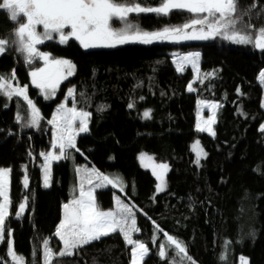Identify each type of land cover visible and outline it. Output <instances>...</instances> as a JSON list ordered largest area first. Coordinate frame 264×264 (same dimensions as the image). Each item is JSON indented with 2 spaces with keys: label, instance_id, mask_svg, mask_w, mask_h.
I'll return each mask as SVG.
<instances>
[{
  "label": "trees",
  "instance_id": "trees-1",
  "mask_svg": "<svg viewBox=\"0 0 264 264\" xmlns=\"http://www.w3.org/2000/svg\"><path fill=\"white\" fill-rule=\"evenodd\" d=\"M134 2L154 5L162 0ZM237 7L246 13L239 30L255 36L264 27V0H239ZM196 17L187 10H172L168 15L131 14L129 19L141 28L159 29ZM16 28L0 9V38L11 42ZM41 48L53 58H69L76 66L51 100L29 82V71L41 60L27 63L12 43L0 55V75L10 78L15 72L9 83L13 88L27 86V95L42 117L38 127L26 126L31 119L27 102L0 93V168L11 170V206L0 264H17L8 255L10 238L24 264H44V242H59L55 231L63 204L72 185L79 189L77 169L86 166L116 173L125 182L124 193L102 186L94 189V195L101 210L115 209L116 194L130 204L140 229L133 237L149 248L142 264H190L177 256L165 234L180 241L195 264H238L240 257L248 258V264H264V107L257 79L264 69V50L220 38L92 49H84L74 39L67 44L51 40ZM172 50L200 52L195 82L191 68H176ZM189 84L195 91H188ZM69 89H75L76 95L68 102L91 113L89 131L77 136L79 151L70 150L73 158L51 164V184L45 187L40 154L48 153L52 145L54 127L48 121ZM199 100L221 105L213 125L215 135L197 129ZM145 111H150V118L143 116ZM197 140L207 153L199 164L191 148ZM141 152L169 165L163 192L155 194L156 179L140 165ZM25 201V211L17 216ZM160 246H165L167 257L159 256ZM132 247L121 233H111L72 256L54 257L51 264H131Z\"/></svg>",
  "mask_w": 264,
  "mask_h": 264
},
{
  "label": "snow or ice",
  "instance_id": "snow-or-ice-1",
  "mask_svg": "<svg viewBox=\"0 0 264 264\" xmlns=\"http://www.w3.org/2000/svg\"><path fill=\"white\" fill-rule=\"evenodd\" d=\"M239 0H162L159 7H142L134 0H0V9L9 14L11 21L17 24L14 32L15 39L9 41L0 38V55L6 52L10 43L18 46V51L25 55L26 62L31 64L36 59L44 62V67L37 68L31 72L32 83L41 90L46 99L56 95V91L63 80L73 76L76 66L70 60L52 58L50 54L41 52L38 45L51 41L58 37L60 44H67L70 40L78 41L85 49L96 47H115L118 44L129 42H139L151 44L158 40H208L217 36L237 44H252L254 47L264 50V27H260L255 36L242 34L238 25L242 22L241 13L238 10ZM255 6V5H253ZM173 9L187 10L197 14V18L190 23L180 27H165L162 31L147 32L133 25L128 17L132 13H156L168 15ZM204 14V15H201ZM117 20L123 23V27L116 29L111 25V21ZM197 26H200L197 29ZM246 28L254 27L245 25ZM42 28V31H38ZM191 28L188 32L186 29ZM199 52L188 53L180 59L191 64L197 69L199 78L198 60ZM177 68L184 70V64L178 63ZM211 75V74H206ZM9 79H15V72L10 78L0 75V93L8 98L12 96L22 97L31 109V119L26 126H39L42 119L39 109L29 99L27 86L13 88ZM259 80L264 84V71L259 73ZM188 91H195L191 84ZM68 97L75 98V89H69ZM82 95V94H81ZM202 107L212 109V114L207 120H202L204 127L200 123L197 129L201 132L207 131L212 135V125L216 122V109L221 107L217 103L200 101ZM133 107V105H129ZM103 110V108L99 109ZM150 111H145L143 116L150 118ZM91 113L78 110L75 106L68 107L67 103H62L56 110V115L48 121L55 129L54 142L51 147L53 151L41 153L45 161L44 186H49L50 168L53 161L71 159V151L76 148V138L81 133L89 131V121ZM17 119H23L17 117ZM264 131V127L261 129ZM193 150L196 152V163H200V158L206 157L207 153L200 147L197 141ZM58 153V154H57ZM140 161L145 168H151L153 174L160 183L157 191H164L166 184L164 175L168 171L167 164H156L154 158L147 154L140 156ZM10 169L0 168V241L4 239L5 220L9 215L10 197ZM78 172L87 173V169H77ZM100 181L93 184L92 179ZM87 183L91 185L85 190V176H81L78 195L73 196L69 203L63 205V219L60 222L55 235L62 241L63 247L57 252H53L48 246V241L44 242V264H51L54 256L65 257L74 255L75 250L89 245L93 241H98L111 233L119 232L123 235L126 243L132 245L131 264H142L144 258L149 254V248L143 242L134 240L132 234L139 232L136 226V218L132 207L124 204L119 197L116 198L117 211H104L98 206L93 191L96 187L106 184L117 186L122 184L119 177L110 179L99 171L93 169L87 173ZM24 186H28V179L25 177ZM123 191V187H121ZM27 201L19 205L17 216L25 211ZM159 228V226H157ZM162 231V230H161ZM170 246H174L178 257L187 259L190 264H195L192 258L187 255L182 243L167 235ZM9 255L17 264H24L23 257L9 249ZM159 256L167 257L165 246H160ZM241 264L247 261L241 257Z\"/></svg>",
  "mask_w": 264,
  "mask_h": 264
},
{
  "label": "rangeland",
  "instance_id": "rangeland-1",
  "mask_svg": "<svg viewBox=\"0 0 264 264\" xmlns=\"http://www.w3.org/2000/svg\"><path fill=\"white\" fill-rule=\"evenodd\" d=\"M135 3H139V2H135ZM142 7H159V6H161V4H162V2H160V3H158V4H154V5H144V4H141V3H139ZM173 10H177V9H173ZM132 14H136V13H132ZM140 14V13H139ZM147 14H150V13H147ZM153 14H156V13H153ZM131 15V14H130ZM129 15V16H130ZM160 15H163V14H160ZM201 15H204V14H201ZM197 18V17H196ZM195 19V18H194ZM128 20L133 24V25H137V24H135L132 20H130L129 19V17H128ZM191 22V20L189 21V22H187V23H184V24H188V23H190ZM184 24H181V25H172V26H165V27H168V28H173V27H180V26H183ZM111 25H112V27L113 28H116V29H119V28H121V27H123L124 25H123V23L122 22H119V21H117V20H113V21H111ZM165 27H162V28H159V29H148V28H141V27H139L141 30H143V31H147V32H156V31H162ZM200 26H197V29L199 28ZM16 31V30H15ZM14 31V32H15ZM38 31H42V28H38ZM186 31H188V32H191L192 31V29L191 28H189V29H186ZM216 38H220V39H224L222 36H217ZM3 39H7V40H9V38H3ZM15 39V37H14V33H13V36H12V39H11V41H13ZM53 40H55V41H57V42H59L58 41V37L56 38V39H53ZM208 40H211V39H208ZM224 40H226V39H224ZM10 41V40H9ZM195 41H207V40H181V41H172V40H158V41H153V42H163V43H167V44H172V43H177V42H195ZM226 41H228V40H226ZM45 42H47V41H45ZM230 42V41H229ZM232 43H234V42H232ZM44 44V43H43ZM234 44H237V43H234ZM42 45V44H41ZM41 45H38V49L41 51V52H44V53H48V54H50L49 52H47V51H45V50H43L42 48H41ZM118 45H121V44H118ZM118 45H116V46H118ZM241 45H249V46H251V47H254L252 44H241ZM115 46V47H116ZM9 47V46H8ZM7 47V48H8ZM83 47V46H82ZM7 48H6V50H7ZM96 48H111V47H96ZM254 48H256V47H254ZM85 49V48H84ZM89 49H92V48H89ZM258 49V48H257ZM193 52H199L198 50H191V51H188V52H180V51H178V50H172L171 52H170V54H171V56H172V59H173V62H174V65L176 66V68H177V64L178 63H183L184 64V69L185 68H187V67H189V68H191L192 70H193V74H194V78H193V82H195L197 79H198V73H197V69L196 68H193L192 66H191V64H189V63H186V62H183L180 58L182 57V56H184V55H187L188 53H193ZM200 53V52H199ZM50 56H51V54H50ZM52 57V56H51ZM53 58V57H52ZM56 59H67V60H70L69 58H65V57H58V58H56ZM72 63H74L72 60H70ZM41 62H42V64L41 65H39L38 67H36V68H33V69H31L30 71H29V82H30V85H31V87H33V88H36L37 90H38V92H39V94L45 99V100H51L52 98H50V99H46L45 97H44V94L41 92V90L40 89H38L33 83H32V77H31V72L32 71H34V70H36L37 68H41V67H44V62L41 60ZM199 64H200V57H199V60H198V68H199ZM178 69V68H177ZM180 71V70H179ZM262 71H264V69H262L260 72H262ZM70 78V77H69ZM68 78V79H69ZM257 79H258V82L261 84V82H260V80H259V74H258V77H257ZM67 80V79H66ZM65 80H63L62 82H64ZM61 82V83H62ZM61 83H60V85H61ZM59 85V86H60ZM262 85V88H263V94H262V105H263V107H264V84H261ZM59 88V87H58ZM2 94V93H1ZM2 95H4V94H2ZM5 97H7L6 95H4ZM12 97H14V96H12ZM11 97V98H12ZM8 98V97H7ZM11 98H8L9 100L11 99ZM68 101H73V98H70V97H68V95H66V97H65V99L58 105V107L57 108H59V106L62 104V103H67V106L68 107H73L72 105H71V103H69ZM200 101H202V100H199L198 101V103H197V114H196V116H197V124L198 123H200L201 124V126L202 127H204L205 125H203V123H202V120H207L210 116H211V114H212V109H210V108H207V107H202L201 106V104H200ZM204 101H206V100H204ZM207 102H210V103H217V102H211V101H207ZM218 104V103H217ZM217 110L218 109H216V113H217ZM56 115V112H55V114H54V116ZM53 117V116H52ZM52 119V118H51ZM214 125V124H213ZM213 125H212V131L214 132V129H213ZM262 127H264V122H263V124H262ZM205 132H207V131H205ZM207 133H209V132H207ZM210 134V133H209ZM54 135H55V129H54V131H53V135H52V143L54 142ZM212 135V134H211ZM198 141V140H197ZM197 141H195V142H193L192 143V145H191V148H192V151L194 152V155H195V161H196V152L193 150V146H194V144L197 142ZM199 144H200V147L203 149V151L204 152H206V150H205V148L203 147V145L200 143V141H199ZM51 151H53V149H52V147H51V149H50V151L49 152H51ZM58 154V153H57ZM142 154H147L148 156H151V157H153L150 153H147V152H141L139 155H138V160H139V163H140V165L144 168V169H146V170H149L151 173H152V175L155 177V179H156V189H155V194H158V193H161V192H163V191H157V185L160 183V181L157 179V177L153 174V172H152V169L151 168H145L144 166H143V164L141 163V161H140V156L142 155ZM154 158V157H153ZM204 157L202 156L201 158H200V162H201V160L203 159ZM42 162L43 163H45V161L44 160H42ZM53 162H55V161H53ZM52 162V163H53ZM154 162L156 163V164H162L163 162H158V161H156L155 159H154ZM51 163V164H52ZM163 164H167V163H163ZM168 165V164H167ZM2 168H5V169H9V168H6V167H2ZM84 169H87V173H91L92 172V170L93 169H95L94 167H89V166H86V167H84ZM96 170V169H95ZM98 171V170H97ZM168 172H169V165H168V171L165 173V175H164V180H165V184H166V187H165V190H166V188H167V180H166V177H167V174H168ZM87 173H82V172H78V174L80 175V176H82V175H84L85 176V185H89L88 183H87ZM101 173V172H100ZM51 174H52V171H51V168H50V180H49V185L51 184ZM103 175H105V176H108L110 179H112V178H116V177H119L120 178V180L122 181V184H118L117 186H112V185H108V184H106L105 183V185L104 186H110V187H112L113 189H115L117 192H122V193H124V189H125V182L123 181V179L121 178V176H119L118 174H116V173H102ZM9 179H10V177H9ZM41 181H42V184H43V186H44V168H43V166H42V173H41ZM92 183L93 184H99L100 183V181H98V180H96L95 178H93L92 179ZM89 186H91V185H89ZM121 187H123V191H121ZM87 191V190H86ZM74 193H75V195H78V188L76 187V186H74V185H72L71 186V189H70V198H69V200L67 201V202H65V203H69L72 199H73V196H74ZM93 195H94V191H93ZM9 197H10V184H9ZM94 197H95V195H94ZM117 197H119V198H121V196L120 195H118V194H116V198ZM116 198H115V209H109V210H104V211H117V204H116ZM124 204H127V205H129L130 206V204H128L127 202H126V200L125 199H120ZM10 201H11V198H10ZM0 202H2V198H0ZM64 203V204H65ZM63 204V205H64ZM10 206H11V203H10ZM10 206H9V214H10ZM63 207H62V215H61V220H60V222L62 221V219H63ZM6 221V220H5ZM60 222H59V224H60ZM59 224H58V226H59ZM58 226H57V228H58ZM5 227V226H4ZM57 230V229H56ZM56 232V231H55ZM135 233V232H134ZM134 233L132 234V237H133V235H134ZM56 236V235H55ZM4 237H5V231H4ZM57 237V236H56ZM57 239L59 240V238L57 237ZM133 239H134V237H133ZM134 240H136V239H134ZM3 241H4V239L2 240V241H0V246L2 245V243H3ZM48 246H49V248H51L52 250H53V252L55 253V252H57V251H59L60 249H62V247H63V244H62V241H60L59 240V242H56V241H54V242H52V243H49V241H48ZM11 248V250H13L14 251V249H13V244H12V240H11V238L9 239V241H8V243H7V251H8V255H9V249ZM9 257L10 258H12V256L11 255H9ZM54 257H56V256H54ZM241 258V257H240ZM240 258H239V261H238V264H241V260H240ZM246 261H247V264H248V258H246V257H243ZM131 260H132V258H131ZM43 261H44V254H43Z\"/></svg>",
  "mask_w": 264,
  "mask_h": 264
},
{
  "label": "crops",
  "instance_id": "crops-1",
  "mask_svg": "<svg viewBox=\"0 0 264 264\" xmlns=\"http://www.w3.org/2000/svg\"><path fill=\"white\" fill-rule=\"evenodd\" d=\"M71 105H72V104H71ZM72 106H73V105H72ZM57 107H58V106H57ZM57 107L55 108V110H54V112H53V115H52L53 117H54V114H55V112H56V110H57ZM53 117H52V118H53Z\"/></svg>",
  "mask_w": 264,
  "mask_h": 264
},
{
  "label": "built area",
  "instance_id": "built-area-1",
  "mask_svg": "<svg viewBox=\"0 0 264 264\" xmlns=\"http://www.w3.org/2000/svg\"><path fill=\"white\" fill-rule=\"evenodd\" d=\"M40 159H41V160H44V159H43V156H40Z\"/></svg>",
  "mask_w": 264,
  "mask_h": 264
}]
</instances>
